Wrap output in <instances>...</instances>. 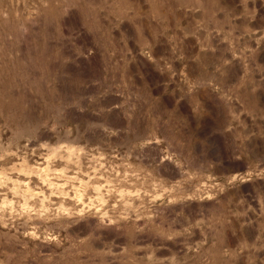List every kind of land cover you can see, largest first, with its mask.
Returning a JSON list of instances; mask_svg holds the SVG:
<instances>
[{"label": "rangeland", "instance_id": "obj_1", "mask_svg": "<svg viewBox=\"0 0 264 264\" xmlns=\"http://www.w3.org/2000/svg\"><path fill=\"white\" fill-rule=\"evenodd\" d=\"M0 264H264V0H0Z\"/></svg>", "mask_w": 264, "mask_h": 264}]
</instances>
